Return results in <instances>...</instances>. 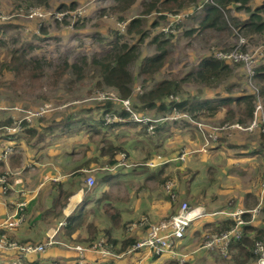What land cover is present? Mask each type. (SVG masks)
<instances>
[{"label": "rangeland", "instance_id": "rangeland-1", "mask_svg": "<svg viewBox=\"0 0 264 264\" xmlns=\"http://www.w3.org/2000/svg\"><path fill=\"white\" fill-rule=\"evenodd\" d=\"M150 1L137 0L128 12L123 14L112 11V7L115 5L114 0H44L42 2H38V0H0V121L10 119V124L0 127V153L6 147L15 145L17 150L15 155L21 153V159L24 158V155L27 157L25 160H21V168L14 170L11 169L9 163L14 154L13 151L6 162L0 161V166L3 168V172L5 171L1 175H5L4 183H0V193L4 195L1 196L0 194V199L6 200H2L4 205L5 202L10 201L8 196L11 192L14 196L11 201L14 203L21 202L25 197L28 200L31 196L33 198L38 193V187H40L39 179H45V175L51 180H48L45 185V191L41 193V197L40 194L38 195L39 200L46 201L49 192L50 195H56L52 190L53 187H50L49 183L51 181L61 182L67 189H74L76 183L82 182L81 187L84 185L89 191L83 199L94 200L100 197L104 186L101 185L99 179L101 173L108 172L106 169H97L94 172L83 169L86 177L77 176V170L81 167L78 165L97 154L100 143L90 141L88 133L91 131L88 132L86 125H82L83 123L71 122L69 127L66 128L55 124L60 123L61 119L67 114H72L75 119L87 117L91 113L89 109L93 110V114L100 115L102 111L99 110L98 112L94 109L97 105H103L107 102L112 105V109L105 115V117L111 118L109 123L121 121L119 125L113 124L114 126L110 132L106 131L110 139L108 141L121 144L126 149L127 154V157H125V154H120V166L115 170H109L110 173L120 175L121 179V182H114V186L110 190L111 198L114 206L121 212L122 228L129 237L138 238L145 232V226H141L134 231L128 230V227L132 223L138 222L140 218L147 219V223H156L174 215L171 211L177 209L176 212H178L182 204L180 197L176 194V197L173 195L172 198L175 203H178V207H170L160 184L157 185L154 181L145 180L147 174L141 169L144 163L150 164V167H152L150 169L154 172L158 171L164 161L169 159V161H174L176 164L183 163L181 169L188 167L192 171L199 172V176L195 175L196 178L190 183L192 187L202 183L201 180L205 176L207 178L211 176L206 175L207 169H214L215 175L211 176L212 181L208 185V191L209 193L214 192V186L219 185L217 194L221 203H219L220 201L205 203V207L209 210L221 208V204L226 203L227 199L233 198V196L240 195L243 189H255L251 181L248 182L246 178L240 175L237 183L230 180L229 175L226 173L230 164H224L225 159L222 155L224 149H213L212 147L215 144L212 145L213 142L206 141V126H220L222 114L209 120L192 118L196 122L195 128L191 126L179 127L177 123L169 127L171 129L169 136L160 133L155 134L153 130L150 132L147 125H145L146 127H135L133 124L125 123V120L114 114V112L117 113L123 110L120 99H128L132 112L138 118L147 117L156 120L161 116L160 114L139 109L140 103L137 101V97L142 95L145 89L154 88L157 83L164 79H179L185 73L196 70L202 60L212 56L215 51L234 49L239 38L246 40L244 50L250 54H253L254 50L260 46H264V34L236 37L233 31H200L196 26L203 16V7L207 5L204 4L206 0H198L197 5L193 6L192 9L177 14L168 13L163 20L157 19L159 15L154 12L143 15L144 5H147ZM259 1H252L250 8L253 9ZM229 15L235 18V21L232 20L233 23L229 21L230 26L237 21L242 22L248 17V13L234 9H231ZM178 16L181 17L178 18ZM119 18H125V20L121 21ZM132 19L141 20L140 29L144 34L142 37L136 32L128 31V23ZM155 21H157V25L153 26L152 24ZM163 28H167V31L163 32ZM192 29H195L194 32H191ZM155 37H159L160 40L166 39L168 42L165 45L158 46V42L154 41ZM141 38H143V41L138 44V56L129 68L133 75L131 97L122 98L114 88H97V82H101L100 69L93 64V60L103 58L115 43L118 46L124 45V43L131 45V43H135ZM161 47H164L166 51L161 58L163 65L156 74L152 75L151 80L144 83L140 75L141 68L148 59L159 54ZM13 49L19 50L28 64L32 63L33 60H41L45 63L46 68L52 69V67L66 61L70 65L82 67L83 79L77 80L72 77L75 74L70 70L56 86L50 85L48 79L44 78V86L35 88V91L15 88L13 87V73L7 69L2 71V66L8 63ZM83 61H85V65H83ZM240 64H229L232 73L228 79L224 81V78H221L220 81H223L215 82L212 87H204L205 84L203 83L187 82L183 84L179 95L174 98H189L199 93L203 87L214 90L223 88L225 84L232 85L231 90L234 93L244 92L250 94L252 88L258 90L263 82L259 84L258 80H255L250 83L251 76L247 73L244 65ZM259 65H264V57L257 58L254 72H256ZM103 92L107 93L98 95ZM110 92L114 94V97L110 96ZM237 96L239 98V95ZM237 96H233L235 97L234 100L238 99ZM260 103H263V100L256 96L255 104ZM44 105H48V108L40 116L32 115L40 112V108ZM171 115L166 114L165 116L170 117ZM40 118H43L42 121L36 122ZM19 121H21L20 127L18 126ZM134 122L139 124L135 120ZM23 123L30 126L42 124L45 127L48 125L47 127H52V131L46 132L37 145H29L23 139H20L22 142L3 140L4 133L9 135L20 134ZM5 127L11 129V132H7ZM229 130L235 132L233 129ZM220 131L226 132L225 130ZM255 131H258V129L251 132ZM237 136L238 142L247 141L248 134H237ZM237 150L240 149L235 148L230 153L235 156ZM215 151H219L218 153L221 156L217 157L214 154ZM182 152L185 153V156L181 161L178 158ZM169 164L167 171L174 172L177 169L176 165L174 163ZM92 167L95 166L92 165ZM57 176L61 180L52 179ZM233 179L235 180V178ZM74 180L75 182H73ZM89 181L92 183L89 184ZM175 181L177 182L178 178ZM5 206L8 211L12 210L9 204ZM4 209L6 210V208ZM93 210L98 216L97 219L92 218L94 215ZM102 213L100 208L94 207L88 213V218L94 220L100 229L105 228L110 230L111 233H116L117 231L111 229V226L103 220ZM0 217H6L5 213ZM48 219L50 222L53 221L52 217H48ZM205 219L210 218L206 215L192 223L196 226L203 223ZM52 225H54V221ZM202 226L203 224L197 230V234L189 239L191 248L188 249V245H186V249L182 252L183 254L186 253L187 258L186 256L177 257L179 260H190L187 264L193 263L190 258L194 257L196 248L203 246L209 239L206 237L210 236L212 231L211 228L204 229ZM190 232L193 234V231ZM185 236L189 238L190 235ZM55 239L57 244L50 246V248L54 249L55 252L53 253L59 256V253L68 249L61 244L67 245L70 242L64 240L61 233ZM99 239L106 240L102 235L96 238V240ZM70 245L76 246L77 244ZM12 256L15 257V254ZM212 256L217 258L216 261L212 262L211 259L206 264H226L219 259L218 253H212ZM10 257L8 252L0 251V264H3L4 261L12 263L14 258L10 262ZM136 260L134 257L125 256L121 259L114 258L110 262L113 264H135ZM193 260L197 263L195 257ZM165 261L168 260L161 259L151 264H183L174 260ZM90 263L101 264V260L93 257ZM106 263H109V260L104 262V264Z\"/></svg>", "mask_w": 264, "mask_h": 264}, {"label": "trees", "instance_id": "trees-1", "mask_svg": "<svg viewBox=\"0 0 264 264\" xmlns=\"http://www.w3.org/2000/svg\"><path fill=\"white\" fill-rule=\"evenodd\" d=\"M44 0H38V2H42ZM137 0H114L115 5L112 7V11L127 13L130 7ZM254 0H212V3H207L203 8V12L205 17L201 18L198 22V28L200 31L205 30H214L218 32H230L233 31L234 35L237 36H249L254 34L263 35L264 34V0H260L261 3L257 8H250V3ZM198 0H151L147 5H144L143 15H148L151 13H156L159 15L157 19L163 20L165 19V15L170 13L177 14L181 11L192 9L193 6L197 5ZM30 4V3H27ZM231 9L236 11H244L248 13V17L242 21H237L233 25L230 26L229 21L233 23L235 18L230 17L229 13ZM121 21L125 20V18H119ZM233 20V21H232ZM141 20L132 19L128 23V31L136 32L137 34L144 35L142 30L140 29ZM153 26L157 25V21H155ZM196 29V28H195ZM195 29H192L191 32H194ZM143 41V38L138 39L137 42L131 43V45L125 44L118 46L115 43L112 49L101 59H94L93 64L97 65L100 69V78L101 82L98 81L96 87L99 89H103L104 87L114 88L117 90L122 98H129L132 95V84H133V75L130 72V66L135 61L138 56L137 47L138 44ZM154 41L158 46L165 45L168 40H160L159 37H155ZM19 50L13 49L10 59L5 66L3 65L2 71H6V69L13 73V87L22 88L23 90L27 89L28 91H35V88H41L44 86L43 79H48L49 84L52 86H56L59 82L68 74V71L72 70L75 75L72 77L77 80L83 79L82 67H78L76 65H70L68 62L64 61L62 64L52 67V69L46 68L45 63L41 60H33L32 63H29L24 59V55ZM166 53L165 48L161 47L159 54L151 57L146 61L140 71V75L143 78V82L147 83L151 80L152 75L156 74L161 66L162 54ZM43 63V65H42ZM85 65V61L82 62ZM228 62L219 61L212 54L211 57H207L202 60L199 64V67L194 70L184 74L183 77L179 79L170 78L164 79L157 83V85L152 89H145L142 95L137 97V101L140 103L139 109L146 112H155L160 114L159 118H164L166 114H171L173 109H177L179 112L187 114L190 118L199 119L201 115L198 105L189 106L188 102L185 100L175 99L177 95H179V91L181 86L185 83H203L205 85L212 87L215 82L220 81L221 78H224V81L228 79L230 74L232 73ZM241 65V64H240ZM255 71V69H254ZM252 81L258 80L257 82L260 84L263 82V85L259 87L258 94L263 100L264 107V65H259L256 68V72L251 77ZM223 81V80H221ZM220 81V82H221ZM224 91H231L232 85H223V88H220ZM202 92V90L200 91ZM197 94V93H196ZM239 98L236 100L235 108H229L227 103H219L218 105H211L209 109H206L212 114L209 116L215 115L216 112L220 111L221 108H226L227 115L224 121L220 124V126L224 124H247L252 118L255 109L256 97L254 94H247L244 92H239ZM169 100V101H168ZM227 105V106H226ZM194 106V107H193ZM224 106V107H222ZM221 107V108H220ZM112 109V105L110 102H107L103 105H97L94 110L102 111L100 115L93 114V110L89 109L90 115L87 117H79V119H75L72 114H67L63 117L60 123H56V126L69 127L71 122H80L82 125H86V130L88 133L90 141H97L100 143L98 147L97 154L90 157L89 159L83 162V165L86 167L95 166V169L99 170H107L106 173H101L100 183L104 187H112L114 182H120V175L110 173L109 170L117 169L120 162V154H125L127 157L126 149L123 148L121 144H117L114 141L110 140L108 137V133L113 128V124H106L105 115L109 113ZM116 116L121 117L125 120V123L133 124L135 127L141 126L146 127L143 123H135L134 120L130 118V113L125 111L124 109L120 112H114ZM146 115V114H144ZM43 118L37 119V121H42ZM121 123V122H120ZM178 123V124H177ZM10 124V119H5L4 121H0V127L3 125ZM118 124L119 123H114ZM154 128L153 132L155 134H170L171 129L170 126H174L177 124L179 127L191 126L195 128L187 119H181L179 121H158L156 123L152 122ZM48 126V125H47ZM43 126L42 124L38 125H28L27 123H23L22 130L20 134L9 135L4 133L3 140L4 141H14V142H22L20 139H23L29 145H37L41 138L44 137L46 132H51L52 127ZM64 128V129H65ZM169 128V129H167ZM61 129V128H60ZM41 130V131H40ZM64 131L63 129H61ZM235 132H240L238 130H234ZM69 132V131H66ZM220 133L223 136H220ZM227 133H234L233 131L229 132H218L216 135V141L212 143L215 144L213 149L218 148V143L222 141H229V135ZM238 134V133H236ZM245 133H241L238 135H244ZM248 140L256 141L254 142L258 147L257 149H253L251 152H238L235 153L237 157H243L244 160L238 161L237 164L232 165V172L237 168L239 175L247 179L248 182H252V186L255 189L259 190V184L262 178L264 177V131L261 129L256 136L248 134L246 137ZM33 141V143H32ZM230 149L239 148L241 146L234 144L226 145ZM12 147V146H11ZM13 155L10 160L11 168H17L21 165V153H17L16 146L13 145ZM4 151V150H3ZM170 160V159H169ZM164 161L158 171H152L150 168V164L144 163L142 164L141 169L143 172L147 174L145 180L154 181L157 185L160 184L163 193L169 202L170 207H178V203H175L173 200V195L176 197L184 196V198L190 197L194 202L200 203L202 205L205 202H218L221 203V200H218L219 196L217 191H219V185L214 186V192L209 193L208 185L211 183V176H214V169L209 168L206 170V175H211L209 178L206 176L201 180L198 186L192 187L190 183L196 177L199 176L198 171H192L191 169H177L175 172L167 171L170 164L174 163L177 167L179 163L176 164L174 161ZM254 160V161H252ZM159 162V161H158ZM164 165V166H163ZM80 168H78L77 176L86 177L85 172H80ZM92 170V169H89ZM253 170L252 172H250ZM75 173V172H74ZM1 174V172H0ZM188 176V178H186ZM178 178V181L175 180ZM204 181V182H203ZM75 182V180L73 181ZM168 183H171L172 186L169 189H165ZM50 187L56 193L55 196L51 198L50 206H46L43 211V219L46 223H50L48 217H52L54 220H61L63 217L62 211L67 206L70 197L76 191V186L74 189H67L64 187L61 182L51 181ZM65 184V183H64ZM71 184V183H70ZM174 184V186H173ZM49 186V185H47ZM255 189H243L241 191L240 196H233V198H229V200L221 204V208H213L211 211H217L216 213H220L225 206H228L227 209L229 211L234 210L236 207L240 206V201L244 200L245 203L242 204L244 210L247 211L251 209L253 205H248L249 201H252L254 197ZM109 189L102 190L100 197L95 199L93 202L89 199H86L80 204L71 215L65 218L66 226L62 227V237L70 244L77 245H86L91 246L94 243V240L98 238L100 235L104 236L108 243H112L114 246L113 251L116 253L126 252L129 248L132 247L133 244L136 243L135 237H126L123 239L114 238L113 233H111L108 229H100L95 221L88 218V213L94 207H98L102 210V216L104 220L111 226L113 230H120L123 227L121 212L117 207L114 206L111 194L108 191ZM221 191V190H220ZM93 203L91 208L87 207V204ZM27 206V205H26ZM27 208H24L23 217L24 222L21 226L13 229L17 230L21 228L24 224H32L34 225L36 221L33 223L29 219ZM177 209H173L171 211L172 214H176ZM94 215L92 218H96L97 214L95 210H93ZM171 214V215H172ZM214 222H209L204 225V229L211 228L212 231L210 236L212 235H220V233L234 229L237 226L236 220L232 217L227 216H219ZM250 214L244 213L242 215V221L245 225L239 226L241 231V238L237 241L229 243V251L230 254L227 257H220L219 259L226 264H255L256 256L252 253V246L255 240L262 239L264 241V225L260 226L259 223L250 224ZM58 222V221H57ZM56 224V222H54ZM7 231L0 229V237ZM84 232V234H82ZM6 236V235H5ZM207 236L206 238H210ZM9 241H14L10 236H6ZM235 239V238H233ZM232 239V240H233ZM231 240V241H232ZM16 241V240H15ZM17 242V241H16ZM17 243L21 245L27 244H35L34 242H22L18 241ZM67 244V246H75ZM66 245V244H65ZM42 254V253H41ZM35 256L33 259H21L23 264H42L44 260L40 258L39 254ZM30 258V257H29ZM60 263L59 261H57ZM5 264V263H3ZM12 264V263H8Z\"/></svg>", "mask_w": 264, "mask_h": 264}, {"label": "crops", "instance_id": "crops-1", "mask_svg": "<svg viewBox=\"0 0 264 264\" xmlns=\"http://www.w3.org/2000/svg\"><path fill=\"white\" fill-rule=\"evenodd\" d=\"M260 3H261V1H259L258 3H256V5L253 8L259 7ZM203 17H205V14L204 13H203V16L201 18H203ZM197 26H198V24H197ZM208 57H211V56H208ZM251 82H253L252 79H250V83ZM204 87H206V86H204ZM204 87L202 88V92H199V93H197L194 96H191L189 98L188 97L187 98H182L181 100L187 101L188 104H189V106H191V105H194V106L195 105H198L199 106L200 113L202 115V116H200V119H207V120H209V119H212V118H216V117H218L219 115L222 114L223 117H222V120L220 121V124H221L224 121V119H225V117L227 115L226 108H221L220 107L221 110L218 111V112H216L215 115H213V116H209L210 114H212V112H210V111H208L206 109H209V106H211V105H218L219 103H223V105H224V103H227V105H229V108H233L234 109L235 108L236 100H234L235 97H233V96H237L239 94L237 92L234 93L233 90L227 92V91L221 90L220 88H217V89H214L213 90L211 88H204ZM233 94H235V95H233ZM252 94L255 95L254 97L257 96V97L261 98L259 96V94H258V90L255 89V88H252ZM236 98H238V96ZM222 107H224V106H222ZM236 133H238V134L245 133V134H251L253 136H256L259 133V130L258 131H255V132H236ZM236 133L235 132L234 133H227V134H230L229 135V141L226 139V141L219 142L218 143V146H217L218 147V150H220V148H223L224 149V152L222 154L223 155V158L225 159L224 164L225 165L226 164H230L228 166L227 170H226V173L229 175L230 180H232L235 183L238 182L239 172H238V169L237 168L234 170V172H232V170H233L232 169V165L237 164L238 161L244 160V158L242 156L241 157L240 156L239 157L233 156V153H230V152H232L233 149L228 148L226 145L227 144H234V146L235 145L241 146V147L238 148L240 150H237V153L238 152H251L253 149H257V147H258L254 143L256 141H253V139L252 140H248L247 139V141H245L243 143L242 142H238L237 139H236V138H238V136H237ZM207 134H208V130H207ZM169 135L170 134H168L166 136H169ZM220 136H223V134L220 133ZM202 138H203V136H202ZM211 142H214V141H211ZM253 147H255V148H253ZM218 152L219 151H215L214 154L217 157H220L221 155ZM25 158H27L26 155H24V158L22 157L21 160L23 161V159L25 160ZM252 161H254V160H252ZM183 165H184L183 163H179V166L178 167L176 166V167H177V169H181L180 167L183 166ZM238 165L239 164H237V166ZM78 166H81L80 167V170H79L80 172H84L83 169H86V171L88 169H92L93 172L95 170H97V169H95V167L93 168L92 166L91 167L84 166L83 165V162H82L81 165H78ZM11 169H13V170L14 169H19V167H17V168H11ZM184 169H186V168H184ZM184 169H181V170H184ZM176 170H174V172ZM0 172H1L0 176L3 175L4 172H5V171L3 172V168L1 166H0ZM2 172H3V174H2ZM233 173H234V176H233ZM44 178L45 179H43V180L42 179H39V181H40V187H38V193L33 198L31 196L29 198V203H27L28 204L27 211H28L29 219L31 220L32 223L34 221H36V223L34 225L29 224V223L24 224L21 228H19L17 230H13V229L12 230H7V229L0 228V229H2L4 231H7L3 235L10 236L12 239H14V241L16 240L17 242L18 241H22V242H34L35 244H39V243H42L44 241V239H46V236H47L48 233H52L54 230H56V236L55 237L58 238L59 235H60V233L62 234V227H59V223L62 222V221L65 222V220H66L65 218H67L69 215H71L73 213V211L80 204H82V202L85 200V199H83L84 196H85V194L88 193L89 191H88V188L85 187L84 185L81 187L82 182L76 183V191L70 197L67 206L62 211V213H63L62 219L60 221L59 220H54V222H56V224L52 225L53 221H51L50 223H46V221L42 218L43 217V215H42L43 214V211L42 210L46 206H48V205L50 206L51 198H52V196H55V195H53V194L50 195V192H49V194L47 195L48 196V199L46 201L45 200H39L40 198L38 199V195L40 194V197H41V193H44V191H45V185L48 183V180H51V179H48L46 175L44 176ZM63 178H65V177H63ZM233 178H235V180ZM52 179L53 180H57V181L58 180H61L58 176L57 177H54ZM263 180H264V177L260 181L259 190L255 189L254 195H257V196L254 197V199H252V201H249L248 202V205H250V206L253 205V206L251 207V209H248L247 211H245L244 210V207H242V204L245 203L244 200H241L240 201V203H241L240 206L241 207L238 206L234 210L229 211L227 209L228 206H226V207H224L222 209L221 214L220 213H216L217 211H215V210L214 211H211V210L207 209L205 207V205H202L200 203L194 202V200H192L190 197L184 198V196H182V197H180V202L181 203H186V204L189 205V207H192V208L195 207V206H199V207H203L204 208L205 216L208 215V217L210 219H205L204 222L201 223V224H203V226L206 225V224H208V223H206L208 221H210V223H211V222L216 221L217 218L222 219L219 216L232 217L231 214L235 213L238 209H242V210L245 211V213L247 212V213L250 214V219H251L250 222H249L250 224H255L256 225V223H259V225L262 226V225H264V186H263ZM79 187H81V188L79 189ZM112 187L111 186L110 187H104V190H106V188H108L109 189L108 191L111 194V191L110 190L112 189ZM0 194H1V196H4L2 193H0ZM240 195H238V196H240ZM13 197L14 196H13V194L11 192L9 194V196H8V198L10 199V201H8V203L5 202V205H8L9 204V206H10V208L12 210H14L15 204L17 203V202L14 203L13 201H11ZM75 197H77V200L74 201V203L71 206L72 200ZM2 200H4V199H0V215H2L3 213H5L6 217H4V218L3 217L2 218L0 217V223L5 218H7V216L9 214H11L13 212L12 210L11 211H8L7 210V207L4 205V201H6V200H4V201H2ZM94 200H91V201L93 202ZM228 200L229 199H227V201ZM205 203H208V201L205 202ZM87 206H91L92 207L93 206V203H89V204H87ZM91 207H89V208H91ZM4 208H6V210ZM254 211H255V213H254ZM243 215H244V213H243ZM97 217L94 218V219H97ZM121 217H122V215H121ZM102 218L104 220V217H102ZM232 218L235 219L234 217H232ZM141 219L142 218H140L139 221ZM139 221L138 222H135V223H139ZM241 222L242 223L239 224V226L245 225V223L242 221V216H241ZM95 224H97V223L95 222ZM201 224L195 226L194 223H192L188 227V229L186 230L185 235H190V236H189V238L187 236H185L180 241V243H179V245L177 247V253L179 254V256H174L173 254H166V255L161 256V257H155V256L148 255V253L145 250H140V251H138L136 253H132V254H127L126 252H121V253L118 254V253H116V252L113 251L114 246L112 245V243H108L106 240L105 241H106L107 245H109V251L111 253H113L114 255H116V256H111V255L102 256V255L98 254L97 252L92 251L89 248L90 247L89 245L88 246H86V245H78V246H81V247L85 248V252H84V255L83 256L86 259V264H92V263H90V261H91V259L93 257L101 260V264H104V262H106L108 260H109V263H106V264H113L110 261H113L114 258L115 259H121V258H123L125 256L132 257V258L133 257L136 258L137 260H136V263L135 264H151L152 262H154V261H160L161 259H167L168 260V261H165V262H170L171 260H174V261H178V262L183 263V264H187L190 260L189 261H182V259L179 260L177 257L186 256V258H187L186 253L183 254L182 252H183L184 249H186V245H188V249L191 248V244H190V240L189 239L192 238L194 236V234H197V230L199 229V227L201 226ZM237 225H238V223H237ZM130 226L128 227V230H130ZM239 226L237 227V229L239 231L238 232V235L239 236L237 238L233 239L232 241H230L231 242L230 245L232 244V242L237 241V240H239L241 238V235L242 234H241V231L239 229ZM103 229H105V228H103ZM190 231H193V234ZM113 237L114 238L123 239V238L129 237V236L126 234L124 228H121L116 233H113ZM136 240H138V239L136 238ZM186 240H187V243H186ZM39 241H41V242H39ZM183 241H184V243H183ZM256 243H259L261 245V247L263 248V250H264V241L262 239L255 240L254 243H253V246H252V253L253 254H254V250H255ZM230 245L228 244L227 249L224 248V247H214L213 249H208V248H204L203 246H201L200 248H196V250L194 252V257H195V261L197 260V263L194 262V260H193L194 257L193 256L190 258V259H192L191 262H193L192 264H194V263L195 264H203V263L206 264L211 259H212V262H214V261H216L217 258H214L212 256V253H218L219 258H220V256L221 257L222 256L223 257H227V255L229 256V254H230V251H229V246ZM48 249L45 251L46 253L44 252L45 254L44 253L39 254V256H41L40 258H42L44 260V262L42 264H75V260L79 257L78 252L74 251L73 249H67L66 251H62L61 253H59V256H57L58 254L55 255L53 253V252H55L54 249H51V248H48ZM123 253L125 254L124 256L121 255ZM8 254H9V256H11L10 257V262H11V260L13 258H15V257L12 256V255H14V253L8 252ZM35 256L38 257V255H35ZM35 256H32V257H30L28 259L29 260L31 258L33 259ZM57 261H59L60 263H58ZM4 263L5 264H8L9 262L8 261H4Z\"/></svg>", "mask_w": 264, "mask_h": 264}, {"label": "built area", "instance_id": "built-area-1", "mask_svg": "<svg viewBox=\"0 0 264 264\" xmlns=\"http://www.w3.org/2000/svg\"><path fill=\"white\" fill-rule=\"evenodd\" d=\"M212 3V0H206L204 4ZM181 16H178L180 18ZM163 32L167 31V28L162 29ZM172 32V31H171ZM246 47V40L243 38H239L237 41V46L230 50V51H215L214 57L219 61H225L232 64L235 63H241L244 65L247 73L250 76L254 75V69L255 64L257 61V58L264 57V46H260L259 48L255 49L253 54H250L246 52L244 49ZM139 90V88H137ZM107 92L99 93L98 95H104ZM110 96L114 97V94L110 92ZM116 96V95H115ZM117 98V97H116ZM120 102L123 106V109L131 114V119L135 120L139 123H143L144 125H147L150 132H152L154 126L152 122L156 123L158 121H165V120H171V121H179L181 119H187L194 127L196 125L195 120L190 118L187 114L179 112L177 109H173L171 112V116L164 118H159L156 120H151L147 117H140L138 118L137 115L132 112L130 108V101L128 99H120ZM48 108V105L42 106L40 109V112H36L35 116H40L45 109ZM116 118V117H113ZM111 118L105 117L106 124H114L109 123ZM115 122V123H120ZM21 121H19V127H20ZM208 130V134L206 135V141H215L216 140V133L220 130H225L226 132H229L233 130H238L240 132H251L255 129H258L263 132L264 131V107L263 103L255 105L253 118L247 123V124H224L222 126H206ZM7 132H11V129H8L5 127ZM13 151L12 147H6L2 153H0V161L6 162L9 158L11 152ZM185 156V153L182 152L179 156V160H183ZM5 176V175H4ZM4 176L0 177V183H4ZM92 182L89 181V184ZM167 185V189H169L170 184ZM172 186V185H171ZM263 186H264V180H263ZM29 202L28 198L22 199L21 202H17L15 204L14 210L11 214L7 216L1 223L0 228L12 230L20 226L24 222L23 217V209L26 207L27 203ZM245 213L244 210L238 209L235 213L231 214L232 217H234L238 223V225L231 230L225 231L220 233V235H212L203 245L204 248L213 249L214 247H224L227 249L228 244L233 238H237L238 235V229L237 227L239 224H241V216ZM255 213V211H254ZM228 215V214H227ZM205 216L204 208L195 206V207H189L188 204L182 203L178 212L171 217L161 220L156 223H147V219L142 218L139 223H133L130 226V230L134 231L139 229L141 226H145V232L142 234L141 237L137 238L135 244L132 245L131 248H129L126 253L132 254L136 253L140 250H145L148 255L155 256V257H161L166 254H173L174 256H178L177 253V247L180 243V241L184 238L185 232L188 229V227L191 225L192 222L201 219ZM66 223L64 221L59 223V227L65 226ZM56 230H54L52 233H48L46 236V239L39 244H27V245H21L17 243L16 241H9L8 238L5 235H2L0 237V251L1 252H12L15 254L14 261H12V264H23L21 259L32 257L36 254L44 253L50 246H53L57 244L56 239ZM64 245L68 249H73L74 251L78 252L79 257L75 264H86V259L84 258V252L85 248L81 246H67ZM92 251L97 252L98 254L102 256H116L113 253L109 251V245H107L106 241L103 239H99L95 241L90 247ZM124 256L125 254H121ZM254 255L256 256V262L255 264H264V250L261 247L259 243H256Z\"/></svg>", "mask_w": 264, "mask_h": 264}, {"label": "bare ground", "instance_id": "bare-ground-1", "mask_svg": "<svg viewBox=\"0 0 264 264\" xmlns=\"http://www.w3.org/2000/svg\"><path fill=\"white\" fill-rule=\"evenodd\" d=\"M76 200H77V197L73 198L72 203H71V206L74 203V201H76Z\"/></svg>", "mask_w": 264, "mask_h": 264}]
</instances>
